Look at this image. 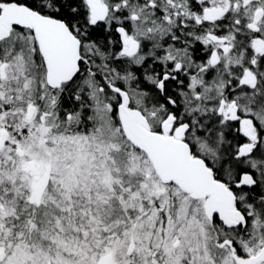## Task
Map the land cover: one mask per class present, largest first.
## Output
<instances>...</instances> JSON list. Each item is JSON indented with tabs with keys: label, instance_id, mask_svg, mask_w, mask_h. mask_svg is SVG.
<instances>
[{
	"label": "snow or ice",
	"instance_id": "1",
	"mask_svg": "<svg viewBox=\"0 0 264 264\" xmlns=\"http://www.w3.org/2000/svg\"><path fill=\"white\" fill-rule=\"evenodd\" d=\"M0 264H264V0H0Z\"/></svg>",
	"mask_w": 264,
	"mask_h": 264
}]
</instances>
